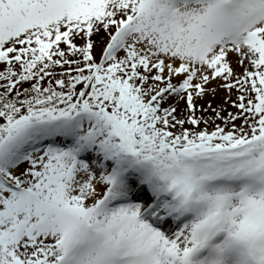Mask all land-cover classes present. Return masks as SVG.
I'll return each mask as SVG.
<instances>
[{
	"label": "snow or ice",
	"instance_id": "snow-or-ice-1",
	"mask_svg": "<svg viewBox=\"0 0 264 264\" xmlns=\"http://www.w3.org/2000/svg\"><path fill=\"white\" fill-rule=\"evenodd\" d=\"M0 264H264V0H0Z\"/></svg>",
	"mask_w": 264,
	"mask_h": 264
}]
</instances>
